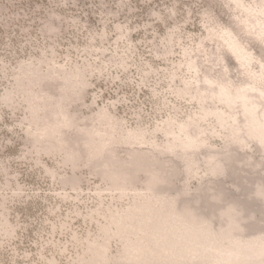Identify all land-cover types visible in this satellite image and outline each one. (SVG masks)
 Returning a JSON list of instances; mask_svg holds the SVG:
<instances>
[{
    "label": "rangeland",
    "instance_id": "1",
    "mask_svg": "<svg viewBox=\"0 0 264 264\" xmlns=\"http://www.w3.org/2000/svg\"><path fill=\"white\" fill-rule=\"evenodd\" d=\"M0 264H264V0H0Z\"/></svg>",
    "mask_w": 264,
    "mask_h": 264
}]
</instances>
